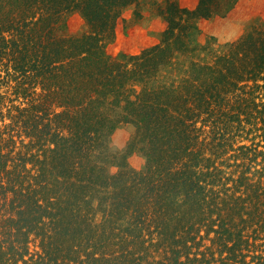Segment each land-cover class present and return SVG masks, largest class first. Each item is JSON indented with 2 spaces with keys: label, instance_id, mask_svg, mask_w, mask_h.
<instances>
[{
  "label": "trees",
  "instance_id": "16d2710c",
  "mask_svg": "<svg viewBox=\"0 0 264 264\" xmlns=\"http://www.w3.org/2000/svg\"><path fill=\"white\" fill-rule=\"evenodd\" d=\"M134 1L0 0V264H248L264 239V30L208 58L231 0H169L115 56Z\"/></svg>",
  "mask_w": 264,
  "mask_h": 264
},
{
  "label": "rangeland",
  "instance_id": "374dc122",
  "mask_svg": "<svg viewBox=\"0 0 264 264\" xmlns=\"http://www.w3.org/2000/svg\"><path fill=\"white\" fill-rule=\"evenodd\" d=\"M169 0H135L129 5L116 28L114 40L109 42L108 51L113 55L138 54L143 49L151 47L161 41L162 32L166 23L160 8L167 5ZM183 7L194 9L198 0H176ZM198 25L201 28L199 35L202 44L209 45L208 50L212 54L203 53L208 58L227 50L233 42H237L250 32L264 30V0H231L223 6L221 12L209 19H200ZM87 29L84 17L80 12L71 13L67 18V32L81 33ZM263 82V81H261ZM264 100V88L262 89ZM262 131L259 132V135ZM255 133H252V136ZM130 132L121 129L114 137V144L118 148L125 146ZM251 142V141H247ZM256 142H260L264 150V138L258 136ZM261 159V158H260ZM132 167L140 169L145 163V158L140 154H133L129 158ZM259 164L257 168H261ZM264 232L260 234L263 236ZM252 240H254L252 238ZM257 244L250 250L247 256L248 264H264L254 255L264 257V239H256ZM262 244V245H261ZM257 246V247H256ZM256 247V249H254ZM238 264H244L239 262Z\"/></svg>",
  "mask_w": 264,
  "mask_h": 264
}]
</instances>
